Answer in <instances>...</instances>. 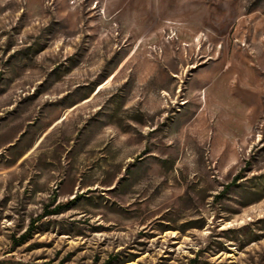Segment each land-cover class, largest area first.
Listing matches in <instances>:
<instances>
[{"label":"rangeland","instance_id":"1","mask_svg":"<svg viewBox=\"0 0 264 264\" xmlns=\"http://www.w3.org/2000/svg\"><path fill=\"white\" fill-rule=\"evenodd\" d=\"M0 264H264V0H0Z\"/></svg>","mask_w":264,"mask_h":264},{"label":"trees","instance_id":"2","mask_svg":"<svg viewBox=\"0 0 264 264\" xmlns=\"http://www.w3.org/2000/svg\"><path fill=\"white\" fill-rule=\"evenodd\" d=\"M26 238V235L21 238V240H24Z\"/></svg>","mask_w":264,"mask_h":264}]
</instances>
